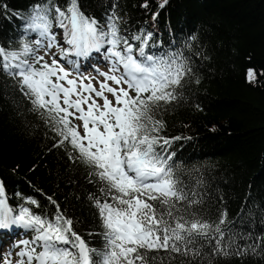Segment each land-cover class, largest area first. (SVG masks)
I'll use <instances>...</instances> for the list:
<instances>
[{
    "label": "snow or ice",
    "instance_id": "snow-or-ice-1",
    "mask_svg": "<svg viewBox=\"0 0 264 264\" xmlns=\"http://www.w3.org/2000/svg\"><path fill=\"white\" fill-rule=\"evenodd\" d=\"M115 9L113 5L107 24L101 25L81 11L79 0H69L63 9L48 0L33 7L26 24V31L38 34L35 47L28 42L18 50L0 46V70L16 81L32 104L31 111L55 134L53 148L70 146L69 159L86 165L94 178L90 182L101 185V196L89 199L101 218L105 240L102 249L90 247L76 230L77 222L52 197H47L56 207L52 216L23 205L18 210L9 207L0 181V230L16 226L34 233L31 240L13 244L20 248L15 264H164L161 252L168 264L178 258L180 264H213L218 256L264 255V234L251 244L247 243L251 232L240 235L246 241L243 246L236 234L226 242L223 226L231 223L226 209L218 221L193 211L203 200L195 189L186 190L173 160L175 153L169 151L173 141L182 137L161 135L166 125L158 113L181 99L177 90L192 74L191 57L183 51L149 53L152 33L122 35ZM53 12L67 48L52 31ZM102 50L109 67L97 69V76L81 74L78 62L68 59ZM62 60L75 65V76ZM255 78L256 72L249 69L248 81ZM27 202L39 207L35 199ZM0 264H13L11 250L0 253Z\"/></svg>",
    "mask_w": 264,
    "mask_h": 264
},
{
    "label": "trees",
    "instance_id": "trees-1",
    "mask_svg": "<svg viewBox=\"0 0 264 264\" xmlns=\"http://www.w3.org/2000/svg\"><path fill=\"white\" fill-rule=\"evenodd\" d=\"M162 2L79 0L81 11L101 25L115 5L122 35L152 33L149 53L183 51L191 57L192 74L177 90L181 99L158 113L166 125L161 135L182 137L169 151L175 153L186 190L195 189L203 200L193 211L218 221L226 209L231 222L223 226L226 242L236 234L243 246L246 241L239 236L251 232L247 243H254L264 234V0H168L160 8ZM68 3L52 0L62 9ZM37 4L48 0H0V46L18 50L28 42L35 47L38 34L25 29ZM49 18L59 40L64 30L57 27L54 12ZM249 69L256 72L251 83ZM31 109L16 81L0 70V181L9 206L52 216L56 207L47 199L52 197L77 222L76 230L90 247L102 249L104 228L89 199L101 196V185L90 182L94 178L86 165L69 159L70 146L53 148L55 134ZM29 198L39 207L28 204ZM33 235L31 230L25 234L29 240ZM159 255L168 264L167 256ZM213 264H264V255L218 256Z\"/></svg>",
    "mask_w": 264,
    "mask_h": 264
},
{
    "label": "rangeland",
    "instance_id": "rangeland-1",
    "mask_svg": "<svg viewBox=\"0 0 264 264\" xmlns=\"http://www.w3.org/2000/svg\"><path fill=\"white\" fill-rule=\"evenodd\" d=\"M58 37H59V41H61V43L63 44V37H64V35L60 34V35H58ZM46 43H47V41H45V44H46ZM63 46H64L65 48L68 47V45H66V44H63ZM52 51H53V52H57L58 49L53 48ZM43 52H44L43 49H40V50H39V54L43 55ZM45 58H46V59H49V57H45ZM68 59H69V57H68ZM49 62H50V59H49ZM61 63L64 64V67H65L67 70H69L70 72L73 73V76L76 75V69H75L74 66H72V64H68L66 61H63V60L61 61ZM108 67H109V65H108V63L106 62V60H105V62H104L103 64H101V65H95V64H92V63H90L89 61H87V62L82 66V68H81V70H80L79 72H80L81 74H84V75L97 76V75H98V73H97V69L100 70V71H107V70H108ZM98 78H99L100 80H103V77H98ZM93 83L96 84V81L93 80ZM110 83H111V82H110ZM96 86L99 87L98 84H96ZM110 99H111V97H110ZM101 103H102V101H101ZM25 230H26V229H25ZM23 231H24V230H23ZM19 233H20V231H19ZM19 233L17 234V236H10V237H9V239H10L9 244H8V241H4V243L1 244V248H0V253H3V254H7L8 251L11 250V252H12V260H13V264H15V261L18 259V257L16 256V253L20 250L19 247H15V248H14V247H13V244L16 243V242H19V241H21V240H27L26 238H21V237L19 236ZM24 237H25V236H24ZM27 237H28V236H27ZM6 245H7V246H6ZM38 250H39V249H38Z\"/></svg>",
    "mask_w": 264,
    "mask_h": 264
}]
</instances>
